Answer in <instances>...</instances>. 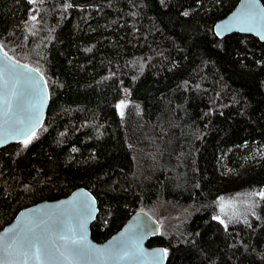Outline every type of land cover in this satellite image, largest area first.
<instances>
[{"label":"trees","instance_id":"trees-1","mask_svg":"<svg viewBox=\"0 0 264 264\" xmlns=\"http://www.w3.org/2000/svg\"><path fill=\"white\" fill-rule=\"evenodd\" d=\"M239 1L0 0V44L51 95L32 139L0 149V230L85 188L96 242L163 205L186 211L149 241L166 264H264V43L214 33Z\"/></svg>","mask_w":264,"mask_h":264},{"label":"water","instance_id":"water-1","mask_svg":"<svg viewBox=\"0 0 264 264\" xmlns=\"http://www.w3.org/2000/svg\"><path fill=\"white\" fill-rule=\"evenodd\" d=\"M214 33L221 39L231 34L252 35L264 43L262 0H240L225 18L215 23ZM50 101V89L42 72L13 59L0 44V149L32 139L44 126ZM82 202L87 203V210L81 208ZM98 213L96 197L85 188H78L67 197L21 210L0 230V264L167 263L164 247L148 245L161 232L159 222L151 214L143 210L136 212L119 232L99 243L91 232ZM69 227L75 231H69ZM81 235L82 245L101 252L74 255V249L79 246L73 245L71 240H80ZM36 238L49 249L48 258L43 254L39 259L35 258L29 242ZM117 248L122 251L110 254V250Z\"/></svg>","mask_w":264,"mask_h":264},{"label":"rangeland","instance_id":"rangeland-1","mask_svg":"<svg viewBox=\"0 0 264 264\" xmlns=\"http://www.w3.org/2000/svg\"><path fill=\"white\" fill-rule=\"evenodd\" d=\"M32 1L35 3L38 2V0H32ZM127 108H128V105L127 106L125 105L123 108H120L122 115H125ZM185 212L186 211L183 209L177 210L176 212H171L163 205H160L159 208L156 209L153 216L160 223L161 231L162 230L167 231L169 228V224L172 221H176L177 219L183 217ZM217 216H219L220 220H222L226 226L251 222L250 219H245V215L240 214L238 212L237 213H230V212L226 213L224 211H221L219 214H217Z\"/></svg>","mask_w":264,"mask_h":264},{"label":"snow or ice","instance_id":"snow-or-ice-1","mask_svg":"<svg viewBox=\"0 0 264 264\" xmlns=\"http://www.w3.org/2000/svg\"><path fill=\"white\" fill-rule=\"evenodd\" d=\"M33 19H35V17H33ZM125 105L123 103H121L120 107L123 108ZM122 114V113H121ZM24 143H28L27 140L24 141ZM259 195L264 198V192L259 193ZM81 208L83 210H87L88 209V205L87 203H83L81 204ZM88 215H91V213L89 212ZM221 223H223V221H221ZM80 228H83V222L80 223ZM69 231L74 232L75 229H72L71 227L68 228ZM62 239H67V237H62ZM82 241H83V235H81L80 240H76V239H72L71 243L73 245H78L79 247L74 249V255L76 256H86V255H95L96 253L101 252V250H92L89 249L87 246L82 245ZM29 247H31L32 249H34V255L36 259H39L41 254L44 255L45 258H48V256L50 255V251L46 246H42L41 242L39 241L38 238L34 239L33 241L29 242ZM122 251L121 248H117V249H113L110 250V254H116L117 252ZM124 255H127V252L123 253ZM61 255H63V253H61Z\"/></svg>","mask_w":264,"mask_h":264},{"label":"bare ground","instance_id":"bare-ground-1","mask_svg":"<svg viewBox=\"0 0 264 264\" xmlns=\"http://www.w3.org/2000/svg\"><path fill=\"white\" fill-rule=\"evenodd\" d=\"M221 20V19H220ZM219 21V20H218Z\"/></svg>","mask_w":264,"mask_h":264}]
</instances>
